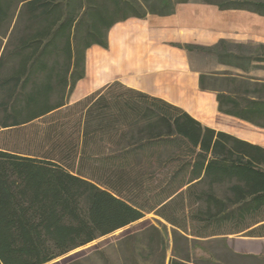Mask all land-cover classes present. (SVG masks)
<instances>
[{"label":"trees","instance_id":"1","mask_svg":"<svg viewBox=\"0 0 264 264\" xmlns=\"http://www.w3.org/2000/svg\"><path fill=\"white\" fill-rule=\"evenodd\" d=\"M189 2L264 17V0H0V264H46L184 194L192 221L218 229L194 236L264 237L259 144L118 80L69 102L87 49L107 48L117 22ZM171 45L239 70L200 72L199 88L216 92L221 113L264 129V81L245 76L264 63V44ZM169 264L206 263L173 254Z\"/></svg>","mask_w":264,"mask_h":264},{"label":"rangeland","instance_id":"2","mask_svg":"<svg viewBox=\"0 0 264 264\" xmlns=\"http://www.w3.org/2000/svg\"><path fill=\"white\" fill-rule=\"evenodd\" d=\"M180 4L194 5L192 10L198 9V11L186 12L188 21L193 22L202 18L203 23L206 21L205 23L208 24L206 28L214 25L224 32V36L218 37L212 43L192 42V44L209 46L224 39L234 44H245L248 50L257 51L258 45L264 44V17L241 10L222 11L214 5L204 3ZM4 42L5 39L0 36V49ZM232 50L236 51L237 48L234 47ZM189 59L191 67L200 72L241 74L239 70L221 65L214 57L203 53L191 52ZM256 66L247 72L246 80L264 81V63ZM80 92L77 91L76 95ZM195 192H198V188ZM215 193L219 196L226 194V185L215 187ZM192 201L193 197L188 198L184 194L175 197L158 211H148L149 202L147 204L140 199V202L146 206L145 210L148 211L141 219L46 264H169L173 254L195 262L204 261L206 264H264V237H248L243 233L228 236L220 234L207 237L194 236V234L204 236L205 233L209 234L218 229L205 228L202 224L192 221L191 212L197 208V205H192ZM160 214H163V217ZM166 218L179 228L169 223ZM231 228L223 226L221 229ZM186 234L190 235L186 237Z\"/></svg>","mask_w":264,"mask_h":264},{"label":"crops","instance_id":"3","mask_svg":"<svg viewBox=\"0 0 264 264\" xmlns=\"http://www.w3.org/2000/svg\"><path fill=\"white\" fill-rule=\"evenodd\" d=\"M192 6L177 5L169 16L148 15L117 22L108 32L107 48L93 45L87 49L85 75L77 80L69 102L118 80L181 107L204 126L264 148V129L221 113L216 92L200 90V71L191 67L189 54L171 45L209 44L224 36L220 27L206 28L202 18L188 21L186 12L198 11ZM77 91L81 92L76 95Z\"/></svg>","mask_w":264,"mask_h":264}]
</instances>
